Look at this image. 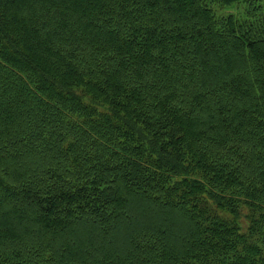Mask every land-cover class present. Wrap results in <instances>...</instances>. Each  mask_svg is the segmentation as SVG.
Wrapping results in <instances>:
<instances>
[{
	"label": "trees",
	"instance_id": "1",
	"mask_svg": "<svg viewBox=\"0 0 264 264\" xmlns=\"http://www.w3.org/2000/svg\"><path fill=\"white\" fill-rule=\"evenodd\" d=\"M0 264H264V0H0Z\"/></svg>",
	"mask_w": 264,
	"mask_h": 264
},
{
	"label": "rangeland",
	"instance_id": "2",
	"mask_svg": "<svg viewBox=\"0 0 264 264\" xmlns=\"http://www.w3.org/2000/svg\"><path fill=\"white\" fill-rule=\"evenodd\" d=\"M233 13L238 17V16H241V15H244L245 16V11L244 9H239L238 6H234L233 7ZM219 14V17L222 18L223 16H226V13L224 12H218ZM6 158H9L8 156H6ZM176 179V178H175Z\"/></svg>",
	"mask_w": 264,
	"mask_h": 264
}]
</instances>
